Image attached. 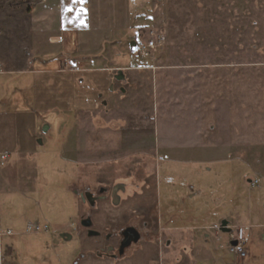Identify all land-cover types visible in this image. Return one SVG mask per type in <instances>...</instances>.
<instances>
[{
  "label": "rangeland",
  "instance_id": "rangeland-1",
  "mask_svg": "<svg viewBox=\"0 0 264 264\" xmlns=\"http://www.w3.org/2000/svg\"><path fill=\"white\" fill-rule=\"evenodd\" d=\"M34 2L0 0V29L9 42L13 31L18 34L26 27L27 10ZM142 2L136 14L139 17L131 23L93 24L115 32L101 53L106 62L113 64L110 77L72 60L73 65L66 66L64 58L62 70L80 67L83 71L78 79L67 80L63 87L51 91L53 100H58L53 104L67 96L60 104L68 110L62 134L74 130L78 145L71 152L75 162H65L58 146L59 120L48 119L51 128L47 132L51 129L52 139L41 148L48 157L45 167H50L49 176L42 183L43 195L35 200L34 213L42 214L38 220L50 224L58 241L60 227L69 224L65 232L72 233L74 241L68 246L77 247L81 255L107 258L106 253L100 254L106 252L101 247L116 246L117 238L106 242L104 234L109 230L117 234L130 224L139 229L141 240L117 258L186 254L193 249L187 248L192 236L172 228L182 224L184 213V223H201V216L196 217L192 208H204L201 195L209 190L211 182L217 193L228 184L207 171L209 165L205 169L202 162L188 157L167 156V150L235 142L238 137L243 138L248 150L252 141L264 140V0ZM150 39L156 41V47L148 57H141L135 44ZM19 42L22 46L25 40ZM21 52L26 55L28 51L22 48ZM126 55L133 58V66L118 63L119 57ZM119 69L126 75L124 80L113 75ZM4 78L9 83H24L22 77ZM30 91L32 87L21 93L26 107L33 105ZM44 126L40 127L42 132ZM240 174L238 167L233 185ZM249 176L245 172V182L242 186L238 183L245 208L251 204L248 196L256 190L249 187ZM116 183L126 186L118 205L109 196ZM101 188L108 190L106 198L98 201L91 213L92 203L85 202L81 194L99 195ZM194 190L201 193L195 197L197 203L189 199ZM88 214H92L93 228L103 236H90L80 223ZM220 225L216 226L217 232ZM204 232L197 230L194 236L204 239ZM223 236L226 240V233ZM36 239L27 235L14 241L26 240L28 255L34 262H41L44 247L31 243ZM229 244L236 241L230 240ZM222 250L229 252L228 247ZM54 252L53 248L51 258L56 257ZM45 253L47 256L49 251ZM229 256L232 260L236 254Z\"/></svg>",
  "mask_w": 264,
  "mask_h": 264
},
{
  "label": "crops",
  "instance_id": "crops-1",
  "mask_svg": "<svg viewBox=\"0 0 264 264\" xmlns=\"http://www.w3.org/2000/svg\"><path fill=\"white\" fill-rule=\"evenodd\" d=\"M142 5V0H35L27 10L26 27L20 28L18 34L13 31L11 43L0 29V156L7 155L5 159L0 158V264H203L204 261L207 264H264V140L252 141L248 150L242 137H238L235 142L177 146L167 150V156L179 159L188 157L202 162L205 169L209 165L207 171L226 179L228 184L217 193L211 182L209 190L203 193L204 196L201 195L204 208L201 210L197 205L192 208L197 212L196 217L201 216V223H184L183 217L187 216L184 213L182 224L172 228L192 236L187 248L193 249L187 250L184 255H130L119 258L81 255L77 247L68 246L74 241L72 233L69 232L71 239L62 237L69 224L60 227L58 241L50 231V224L46 220H38L42 214L34 213L35 200L37 196L43 195L42 183L49 176L50 167H45L48 157L42 153L41 147L52 139V132L51 129L44 131V128L42 132L40 128L46 124L47 130L51 128L48 119L59 120L56 128L60 135V155L65 162H75L71 152L77 150L78 138L73 136L74 130H65L62 134L68 110L66 105L60 108V104L66 101L67 96L60 100L58 107L57 103L53 104L58 100H53L51 91L53 87H63L67 80L78 79L83 69L78 67L64 71L61 63L64 58L70 59L77 65H84L86 69H93V72L103 73L105 78L110 77L113 64L106 62L101 53L115 32L93 24L131 23L135 17H139L136 14ZM2 19L1 14L0 24ZM18 39H24L25 43L21 46ZM21 47L28 54H23ZM133 62V58L127 55L118 60V63L129 66H133ZM113 75L116 77L117 74ZM123 75L125 79L126 75ZM14 76L22 77L24 83H9V79L5 81L4 77ZM28 86L32 87L29 94L33 104L31 107H26V98L21 94ZM238 167L241 169L240 186L245 182L244 174L247 172L250 174L247 179L249 187L256 189L251 195L248 194L251 204L248 203L246 208L244 194L240 188L238 190L239 181L234 185L232 183L238 177ZM243 167L246 168L244 172ZM255 179L259 180V184L250 186V182ZM195 192L189 199L197 203L195 197L199 198L201 193ZM72 218L74 220L75 216ZM223 220H227L231 230L244 240L245 257L236 255L231 260L229 254L232 252L228 245L230 236L221 230L219 233L216 231V226ZM29 222L48 224L49 229L27 233ZM197 230L205 231L204 239L194 236ZM239 230L241 233L237 232ZM223 233H226L228 240H225ZM27 235L37 237L31 243L43 245L41 262H34L28 255L26 240H15V243V237L18 239ZM169 243L167 241V245ZM226 247L230 253L222 250ZM53 248L56 257L51 258L49 255ZM47 250L49 254L46 256Z\"/></svg>",
  "mask_w": 264,
  "mask_h": 264
},
{
  "label": "built area",
  "instance_id": "built-area-1",
  "mask_svg": "<svg viewBox=\"0 0 264 264\" xmlns=\"http://www.w3.org/2000/svg\"><path fill=\"white\" fill-rule=\"evenodd\" d=\"M136 48L140 54L141 57H148L149 53L152 49H154L156 47V41L154 39H150V40H145V41H138L136 42ZM73 62L71 60H67L65 61L66 66L68 65H73ZM64 70H72L69 69L68 67L64 68ZM75 70V69H74ZM7 157V155H1L0 158L1 159H5ZM251 186H257L259 184V180L255 179L253 181L250 182ZM49 229V225L48 224H39L38 222H29L27 224V228L26 231L27 233H38L44 230H48ZM220 232V226L218 227V233ZM8 233H12V232H8ZM229 236L231 240H235L236 244L229 246V249L231 252L235 253L236 255L240 256V257H245L247 252L244 246V240L236 233V231L231 230V232H229ZM4 264H12V263H4Z\"/></svg>",
  "mask_w": 264,
  "mask_h": 264
},
{
  "label": "water",
  "instance_id": "water-1",
  "mask_svg": "<svg viewBox=\"0 0 264 264\" xmlns=\"http://www.w3.org/2000/svg\"><path fill=\"white\" fill-rule=\"evenodd\" d=\"M116 78L121 80L124 79V75L123 72L121 70H119V73L116 75ZM44 131H47V124L44 127ZM119 191L118 186L114 187L113 190V204L118 205L121 201V196L119 194H117V192ZM81 224L84 227L89 228L88 234L90 236H96L99 234V232L95 229H93L91 227L92 224V220L89 219H85L81 222ZM220 230L226 233L231 232V228L229 227V222L227 220H223L221 222L220 225ZM123 240L121 242L118 254L120 256L124 255L125 250L130 247L133 243H137L141 240V232L139 231V229H137L135 226H128L123 230ZM62 237L66 238V239H71L72 235L70 233L64 232L62 233Z\"/></svg>",
  "mask_w": 264,
  "mask_h": 264
},
{
  "label": "flooded vegetation",
  "instance_id": "flooded-vegetation-1",
  "mask_svg": "<svg viewBox=\"0 0 264 264\" xmlns=\"http://www.w3.org/2000/svg\"><path fill=\"white\" fill-rule=\"evenodd\" d=\"M115 186H118V189H119V191L117 192V194H119L120 195V192L122 191V192H124L125 191V189H126V186H125V184L124 183H116V184H114L113 186H112V188H111V191L109 192V196H110V200H111V202L113 203V190H114V187ZM105 192H108V190H106L105 188H101L100 189V193L101 194H99V195H95V196H92L91 194H89V195H87V193L85 194V195H82L81 194V196L83 197V199H84V201L85 202H91L92 203V205H93V207H92V211H91V213H93V208H95V204L96 203H98V201H100L101 199H105L106 198V196L104 195V193ZM121 196V195H120ZM91 219L92 220V224H91V227L93 228V225H94V222H93V218H92V214H88V215H86V216H84L82 219H80V223L83 221V220H85V219ZM128 226H135V225H133V224H130V225H128ZM128 226H126V227H128ZM125 227V228H126ZM136 227V226H135ZM124 228V229H125ZM94 229V228H93ZM123 229V230H124ZM85 230L87 231V233H88V231H89V228H87V227H85ZM96 230V229H95ZM123 230H121V231H119L117 234L116 233H114L115 231H113V230H109V232H106L105 234H104V236L101 234V232L99 231V230H97L98 232H99V234L98 235H96L97 237H100V236H103V238L106 240V242H109L110 240H112L113 238H117V245L115 246L114 244H106V246H102L101 247V249H106V252L105 251H103L102 253H100V254H107L108 256H112V257H114V256H116V255H118V251H119V248H120V245H121V242H122V240H123ZM138 243V242H137ZM133 244H136V243H133ZM132 244V245H133ZM105 245V244H104ZM131 245V246H132ZM130 246V247H131ZM129 248V247H128Z\"/></svg>",
  "mask_w": 264,
  "mask_h": 264
},
{
  "label": "snow or ice",
  "instance_id": "snow-or-ice-1",
  "mask_svg": "<svg viewBox=\"0 0 264 264\" xmlns=\"http://www.w3.org/2000/svg\"><path fill=\"white\" fill-rule=\"evenodd\" d=\"M86 11V10H85Z\"/></svg>",
  "mask_w": 264,
  "mask_h": 264
}]
</instances>
